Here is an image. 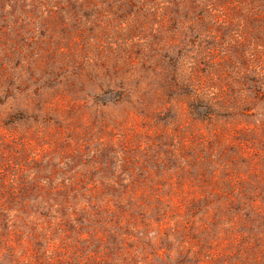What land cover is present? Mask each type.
Wrapping results in <instances>:
<instances>
[{
	"label": "rangeland",
	"instance_id": "374dc122",
	"mask_svg": "<svg viewBox=\"0 0 264 264\" xmlns=\"http://www.w3.org/2000/svg\"><path fill=\"white\" fill-rule=\"evenodd\" d=\"M0 264H264V0H0Z\"/></svg>",
	"mask_w": 264,
	"mask_h": 264
}]
</instances>
